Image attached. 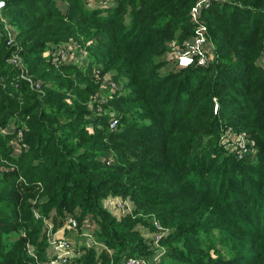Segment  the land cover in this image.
I'll return each mask as SVG.
<instances>
[{
    "label": "trees",
    "instance_id": "1",
    "mask_svg": "<svg viewBox=\"0 0 264 264\" xmlns=\"http://www.w3.org/2000/svg\"><path fill=\"white\" fill-rule=\"evenodd\" d=\"M3 1L0 264H41L69 218L105 244L79 264L148 258L139 228L156 234L154 219L176 263L264 264V0H214L197 17V0ZM200 24L211 61L179 67L174 48ZM70 45L78 60H55ZM111 195L133 210L119 220Z\"/></svg>",
    "mask_w": 264,
    "mask_h": 264
},
{
    "label": "built area",
    "instance_id": "2",
    "mask_svg": "<svg viewBox=\"0 0 264 264\" xmlns=\"http://www.w3.org/2000/svg\"><path fill=\"white\" fill-rule=\"evenodd\" d=\"M214 0H197V5L194 7L193 13L194 16L197 17L201 14L203 9H206L210 6V4ZM112 2V1H111ZM5 6V1L0 0V18L2 14V8ZM198 35L195 39L186 42L185 48H179L175 47L173 51V57L175 58L177 65L179 67H187L190 65H193L194 63L200 65V66H206L210 63L213 46H209L210 41L207 33V27L204 24H200V27L198 29ZM7 43L9 45L12 44L11 36L9 37ZM67 50H61L58 52L56 51L55 60L57 59V56H62V58H65ZM263 60H264V53H263ZM10 61L13 62L15 65L18 66L21 70H23L22 77L27 79L26 74V68L24 67L23 58L20 57L16 52H13L10 57ZM25 72V73H24ZM30 81L31 79L28 78ZM32 82V81H31ZM32 87L35 88V86L32 84ZM37 89H40L41 86H36ZM218 105L215 104V111H217ZM117 121H113L112 125L116 124ZM20 137L22 136V131H19L18 134ZM120 207H123L122 204H120ZM36 217L39 218V213L36 212ZM77 221L74 218H69L66 222V224L62 227V229H69V230H77ZM156 227L159 228V230L162 228L161 224L158 222H155ZM58 232L53 233L52 232V226L49 230V248L43 258L42 261H40L41 264H79V261L77 260L78 256H75L73 253V244L70 240L63 236H58ZM165 234L164 231L160 230L156 234L153 235V239L155 242H159V240L163 237ZM88 237L91 238L90 233L88 234ZM99 242L93 241L91 239V246H98ZM146 259V258H145ZM148 259V258H147ZM140 261L136 256L130 257L128 261H125L124 264H139ZM143 261V260H142Z\"/></svg>",
    "mask_w": 264,
    "mask_h": 264
},
{
    "label": "rangeland",
    "instance_id": "3",
    "mask_svg": "<svg viewBox=\"0 0 264 264\" xmlns=\"http://www.w3.org/2000/svg\"><path fill=\"white\" fill-rule=\"evenodd\" d=\"M111 1L112 0H91L89 4H91L90 6H92V7L98 6V5L107 6V5H111ZM0 31H1V29H0ZM4 31L8 33V37L15 36V29L12 26H10V25H7L5 27V29H4ZM209 41H210L209 46L210 47H211V45L213 46V43L210 40V38H209ZM62 50H65V51L67 50L65 58H69V57L75 56V59L77 58V60H78L79 55L80 54L82 55L81 51H80L79 55L77 54L75 46H73V45L66 46V48H64ZM168 56H170V55H168ZM83 57H84V55L82 56V60H83ZM57 59L63 60L62 56H57ZM109 95H110V93L108 91H106V93H104V97H106V98ZM234 137H235L234 139H237L236 135ZM238 138L240 140H244L245 141L244 137H242L240 135L238 136ZM240 143H241L240 145H242V147H244V148L247 147L246 142H240ZM245 152H246V154H249V155L252 154L251 151H249L248 149H245ZM104 200H103V203H102L103 207L108 209L109 211H111L116 217L119 218V220L122 219L128 213H130L131 210H133V208H134V201L132 199H130V198L124 199L123 197H121L119 195H111V196L107 197ZM104 202H106V203H104ZM120 204H122L123 207H120ZM155 222H158V221L154 219L153 223L155 224ZM89 225H92V227H90V228H93V232L90 233L91 239L93 241L99 242L98 246H96V247L100 248L102 246H105L104 243L102 244V242H100L97 239L96 234L94 232V225L93 224H89ZM139 229L143 230L142 233L144 235H146V233H148L153 238V235H151L149 230L147 228H145L144 226L139 228ZM157 229H159V228L157 227ZM52 230H53V227H52ZM160 230L164 231L166 233V235L169 232V229H166V228H163V227ZM222 230L213 229L211 231V233H210V236H212V234H214V233L221 232ZM76 244L78 245V243H76ZM175 244H181V243H175ZM104 248L105 247H102V248H100V250L104 249ZM221 248H224L226 253L229 254V248L228 247H221ZM151 252H152V255L148 256V259H147V257L145 259L143 256L139 255V257H137L140 260V261H138L139 264H155L156 262H159V261H161L162 264H181L180 262L176 263V261L174 259H172V258H166L167 255L171 252L170 245H168V244H162L160 242L157 243V242L153 241V242H151ZM83 253H84V249L80 251V255L79 256H81Z\"/></svg>",
    "mask_w": 264,
    "mask_h": 264
},
{
    "label": "crops",
    "instance_id": "4",
    "mask_svg": "<svg viewBox=\"0 0 264 264\" xmlns=\"http://www.w3.org/2000/svg\"><path fill=\"white\" fill-rule=\"evenodd\" d=\"M90 227H92V225L86 224L81 231L60 228L56 232H58V236H63L72 242L73 253L75 256H79L82 247L91 246V238L88 237V234L93 232V228ZM145 236L151 237L148 233H146ZM76 243H78V245Z\"/></svg>",
    "mask_w": 264,
    "mask_h": 264
}]
</instances>
